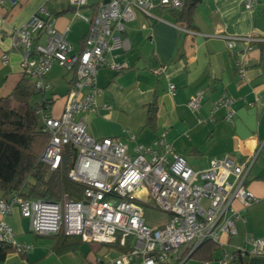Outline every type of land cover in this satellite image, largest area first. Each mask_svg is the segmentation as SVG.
<instances>
[{"label":"built area","instance_id":"built-area-1","mask_svg":"<svg viewBox=\"0 0 264 264\" xmlns=\"http://www.w3.org/2000/svg\"><path fill=\"white\" fill-rule=\"evenodd\" d=\"M257 1L243 0V6L251 9ZM87 2L70 0L75 15ZM182 6L183 0H103L89 21L84 44L78 51L65 32L54 28V19L44 6L12 29V47L21 52L22 76L28 77L37 91L44 95L49 87L45 76L54 65L74 75L60 115L53 116L50 108L39 110L48 141L38 161L49 171L60 170L68 163L65 149L72 147L75 156L73 163H68L67 175L80 184L82 194L79 199H72L62 193L57 200H49L23 198L14 191L7 199L0 198V245H9L20 254L33 249L31 243L16 239L6 220L17 205L20 215L28 219L30 230L36 234L76 236L82 242L107 244V251L119 250L112 258L97 256L95 264H169L171 261L178 264L205 240L222 247L216 264H242L246 255L264 254V235L249 234L246 243L250 248L228 249L221 240L223 234L236 233L235 218L240 212L232 201L237 200L243 209L257 201L245 185L251 161L238 163L224 155L212 160L206 168H195L173 149L164 134L151 144L137 143L130 150L118 138L92 137L84 120L78 117L79 113L95 107L99 92L97 70L125 68L124 63L115 62L113 57L116 50L129 46L122 34L125 23L134 19V11L154 17L156 8L179 11ZM188 32L193 33L189 29ZM225 39L231 50L234 41H244L246 49H250L254 43L264 42V34L227 35ZM160 71L161 68L154 70ZM237 72L240 76L245 72L240 61ZM169 90L173 92V84ZM201 98L202 93L197 91L189 97L187 105L197 109ZM231 104L232 99L223 93L212 103V112L226 107L229 119L233 113ZM28 180L32 182L31 178ZM144 206L163 211L166 220L151 227L144 219ZM201 264L209 262L205 260Z\"/></svg>","mask_w":264,"mask_h":264},{"label":"crops","instance_id":"crops-1","mask_svg":"<svg viewBox=\"0 0 264 264\" xmlns=\"http://www.w3.org/2000/svg\"><path fill=\"white\" fill-rule=\"evenodd\" d=\"M102 1L88 0L75 15L70 0H0V98L10 95L22 78L21 52L12 47V29L44 6L54 19V28L65 32L78 51ZM153 13L154 17H148L135 10L134 19L125 23L122 37L129 46L116 50L113 57L125 68L97 70L95 107L78 117L92 137L118 138L130 150L137 143L151 144L164 134L173 149L195 168H206L224 155L238 163L251 161L245 185L257 201L243 209L233 200V207L240 212L235 218L236 233L221 235L228 249L250 248L246 243L249 234L264 235V42L246 49L244 41H234L231 50L225 36L264 34V0L251 9L243 6V0H199L191 16L193 27L189 30L193 33L173 10L156 8ZM237 61L245 67L243 76L237 72ZM54 66L45 76L52 87L47 78ZM157 68H161L159 73L154 72ZM60 78L65 83L60 99L53 88L50 91L53 101L49 112L53 116L60 115L74 75L66 70ZM197 91L202 93L200 106L191 109L187 100ZM223 93L232 99L229 119L226 107L212 112V103ZM150 106L155 108L152 125L148 124ZM8 197L0 191V198ZM23 219L17 205L6 217L16 239L31 243L33 249L24 254L9 251L0 264H95L89 249L82 246V254L88 252L85 258L79 252H57L53 248L57 235L36 234L29 221L25 229ZM111 252L116 256L119 250ZM207 261L216 264L215 259ZM242 264H264V254L246 255Z\"/></svg>","mask_w":264,"mask_h":264},{"label":"trees","instance_id":"trees-1","mask_svg":"<svg viewBox=\"0 0 264 264\" xmlns=\"http://www.w3.org/2000/svg\"><path fill=\"white\" fill-rule=\"evenodd\" d=\"M198 2L183 0L182 8L174 11L187 29L193 27L191 16ZM35 94L41 95V100ZM52 101L51 97L46 98L37 91L32 81L25 76H22L10 95L0 98V191L3 195L18 191L23 198L57 200L62 193H67L72 199L81 197L82 187L67 175L68 163L60 170L49 171L45 164L38 161L48 141V135L42 130L39 110H48ZM154 112L155 108L150 106L149 125L153 123ZM82 243L76 236L58 234L53 248L57 252H79L85 258L88 252L82 254ZM12 250L9 245H0V261ZM221 252L219 244L205 240L188 258L194 257L201 264L202 261L216 259Z\"/></svg>","mask_w":264,"mask_h":264},{"label":"rangeland","instance_id":"rangeland-1","mask_svg":"<svg viewBox=\"0 0 264 264\" xmlns=\"http://www.w3.org/2000/svg\"><path fill=\"white\" fill-rule=\"evenodd\" d=\"M60 69L61 68H59L58 66H54V68L52 69V73H50L48 78H47L48 81H50V83L53 85V87L49 86L45 90L44 94H45L46 98L51 97V95H50L51 94L50 91L52 90L51 88H53L58 99H60L61 95L64 92L65 83L60 78V74H64L66 70L62 68L63 71H60ZM45 81L47 82L46 78H45ZM35 96L39 100H41V98H42V96L41 95L38 96V94H35ZM58 102H59V100L55 101V103H56V104L54 103L55 107H56ZM74 156H75V152L72 149V147H67L65 149V158L69 164L73 163ZM143 209H144V219H145L146 223L148 225H150L151 227H156L166 220V214L159 209L152 208V207H146V206H144ZM23 220H25L23 222H24L25 229H26L27 228L26 222H28V219L25 218ZM26 234H28L27 231H26ZM82 249H89V255H90L89 257H91L94 261H96L97 256H103L104 255V256H106V258H112L114 256V252L107 251L106 246H100L99 243L83 242L82 243ZM12 251H14L17 254H20V253L16 252L15 250H12ZM184 257L185 256H183V258ZM180 263H181V261L178 264H180ZM169 264H175V263H174V261H171ZM183 264H198V260H196L194 257H190L185 262H183Z\"/></svg>","mask_w":264,"mask_h":264},{"label":"water","instance_id":"water-1","mask_svg":"<svg viewBox=\"0 0 264 264\" xmlns=\"http://www.w3.org/2000/svg\"><path fill=\"white\" fill-rule=\"evenodd\" d=\"M196 248H197V247H196ZM196 248H195V249H196ZM190 254H191V253H190ZM190 254H189V255H190ZM189 255H188V257H189ZM188 257H187V258H188ZM187 258H186V259H187Z\"/></svg>","mask_w":264,"mask_h":264}]
</instances>
